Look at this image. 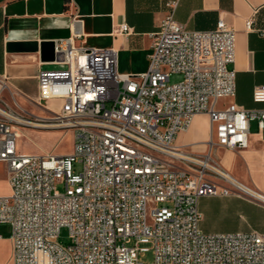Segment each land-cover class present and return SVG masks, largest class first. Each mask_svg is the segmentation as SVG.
Listing matches in <instances>:
<instances>
[{
  "label": "built area",
  "instance_id": "built-area-1",
  "mask_svg": "<svg viewBox=\"0 0 264 264\" xmlns=\"http://www.w3.org/2000/svg\"><path fill=\"white\" fill-rule=\"evenodd\" d=\"M178 3L168 1L141 73H120L114 48L79 46L74 36L56 42L59 67L38 74L45 115L25 110L0 75V161L11 189L0 196V224L10 228L11 264H144L139 256L150 251L146 264H264V233L200 227L202 197L264 203L211 156L214 146L247 148L253 121L264 134V108L218 107L236 94V32L223 19L189 30L174 17ZM246 25L252 29L253 18ZM172 74L183 79L170 83ZM253 99L264 102V84ZM55 100L58 109L41 103ZM203 113L210 151H187L176 138ZM23 127L72 130L73 151L21 153ZM63 228L69 244L59 240Z\"/></svg>",
  "mask_w": 264,
  "mask_h": 264
},
{
  "label": "crops",
  "instance_id": "crops-1",
  "mask_svg": "<svg viewBox=\"0 0 264 264\" xmlns=\"http://www.w3.org/2000/svg\"><path fill=\"white\" fill-rule=\"evenodd\" d=\"M169 0H0V75L16 92L18 103L28 112L45 115L40 107L38 74L43 68H57L54 62H44L39 52H9L10 41L60 42L74 36L76 45L114 48L118 51V70L123 74L144 72L153 45V34L164 20ZM174 17L189 30H210L223 19L236 32V59L230 68L236 72V94L222 98L223 105L235 102L246 108H264L255 102L253 90L264 84V0H179ZM253 18L252 29L246 22ZM128 24L130 33L117 29ZM79 35V36H78ZM10 97V92L5 93ZM24 104H22V103ZM41 102L52 107L51 102ZM25 105L40 108L31 111ZM212 137L209 115L197 114L189 128L178 134L177 145L194 153L210 151ZM214 159L232 176L264 194V134L256 121L251 123L249 145L237 150L214 146ZM11 192L7 164L0 161V196ZM203 214V232L264 233V203L239 196H208L199 200ZM3 229L0 249L8 255L0 264H11L10 228Z\"/></svg>",
  "mask_w": 264,
  "mask_h": 264
},
{
  "label": "rangeland",
  "instance_id": "rangeland-1",
  "mask_svg": "<svg viewBox=\"0 0 264 264\" xmlns=\"http://www.w3.org/2000/svg\"><path fill=\"white\" fill-rule=\"evenodd\" d=\"M183 79L181 74H172L170 77V83H177ZM222 100V99H221ZM219 101L218 107L223 106V101ZM49 103L48 101H46ZM22 103V102H21ZM24 104V103H22ZM54 107H57L56 102H51ZM31 111L36 113H41L40 108L25 105ZM74 147V134L72 130H61V129H49V128H31L23 127L21 129V134L17 138V149L19 152L24 154H43L47 152H53L59 155H65L71 153ZM212 157L216 158V153L213 151ZM79 167H77V170ZM58 189L63 191L62 185H58ZM4 233L3 229L0 228V235ZM69 231L67 228L61 230L59 240L63 244H69ZM8 255L7 247L0 249V258H6ZM139 259L144 262V264L153 260V252H147L145 256L140 254Z\"/></svg>",
  "mask_w": 264,
  "mask_h": 264
},
{
  "label": "water",
  "instance_id": "water-1",
  "mask_svg": "<svg viewBox=\"0 0 264 264\" xmlns=\"http://www.w3.org/2000/svg\"><path fill=\"white\" fill-rule=\"evenodd\" d=\"M9 52H39L40 58L44 62H53L60 59V55L56 53V41H10L7 44Z\"/></svg>",
  "mask_w": 264,
  "mask_h": 264
}]
</instances>
